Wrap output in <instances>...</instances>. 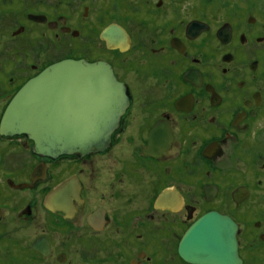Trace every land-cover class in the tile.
Listing matches in <instances>:
<instances>
[{
	"label": "flooded vegetation",
	"instance_id": "af4514ba",
	"mask_svg": "<svg viewBox=\"0 0 264 264\" xmlns=\"http://www.w3.org/2000/svg\"><path fill=\"white\" fill-rule=\"evenodd\" d=\"M9 1L18 15L22 0H6V5ZM179 1L125 5L145 18L147 37L116 22L99 31L102 47L118 54L116 60L138 47L145 53L130 62L138 74L135 82L145 77L143 87L124 80L116 60L66 56L31 64V74L5 95L0 125L26 82L57 62L84 60L108 64L128 98L112 142L101 152L51 159L36 153L26 137L0 132L8 152L28 153L30 159L26 172L0 171V247L7 248L12 264H190L179 254L180 242L196 221L212 212L236 223L243 264H264V35L257 30L259 18L251 14L242 25L225 22L217 28L215 14L202 15L199 6ZM83 4L87 19L90 6ZM154 4L164 10L157 13ZM152 13L155 18L148 21ZM25 17L58 37L84 36V29L73 27L66 14L52 18L46 12H28ZM99 18L106 19L103 14ZM115 27L127 36L115 37ZM27 29L20 24L11 35L21 36ZM6 31L0 25V37ZM111 39L121 45H109ZM127 140L132 151L129 147L115 158L116 147ZM104 159L107 166L99 163ZM66 181L79 187L80 204L72 203L71 196L60 206L67 212L47 209L46 197ZM31 193L34 197L27 196ZM104 193L112 198L101 197L96 204ZM22 223L42 229L26 248L25 230L18 229ZM9 224L10 230L5 228ZM79 252L75 261L73 254Z\"/></svg>",
	"mask_w": 264,
	"mask_h": 264
},
{
	"label": "water",
	"instance_id": "95a60500",
	"mask_svg": "<svg viewBox=\"0 0 264 264\" xmlns=\"http://www.w3.org/2000/svg\"><path fill=\"white\" fill-rule=\"evenodd\" d=\"M113 33L127 36L121 27ZM108 42L121 45L112 39ZM127 104L125 88L108 64L63 60L16 93L3 115L0 132L26 137L34 142V151L47 158L84 156L110 146ZM71 196L72 203L80 204L79 187L66 181L49 193L45 206L65 213L68 209L60 206L65 205L64 199L68 204ZM179 254L190 264H243L236 223L216 212L203 216L184 234Z\"/></svg>",
	"mask_w": 264,
	"mask_h": 264
},
{
	"label": "rangeland",
	"instance_id": "374dc122",
	"mask_svg": "<svg viewBox=\"0 0 264 264\" xmlns=\"http://www.w3.org/2000/svg\"><path fill=\"white\" fill-rule=\"evenodd\" d=\"M156 1L157 0H152V3H155ZM7 3L8 4L6 5V0H0V12H5L0 13V25L4 28V31L7 30L5 33L6 37H0V108L4 102L5 95L9 94L13 89L14 84L20 82V80L25 78L28 74H31V64H37L38 62L46 63L66 56L91 55L94 58L116 60L118 54L107 52L99 41L98 34L103 24L105 25L108 22H116L124 24L128 28L132 27L136 32V35L140 38L146 36L150 31H147L145 18L139 16L141 14L134 16V11L125 7L127 4H142L141 0H30L29 3L28 0H22L23 8L21 9L20 4V13H18L20 18L11 11L14 9L13 7H10V1ZM179 3L183 6H199V9L201 8V10H203L202 15L208 12L210 15L215 14L216 16L213 20L215 21L214 24L217 25V28L225 22L242 25L245 23L247 16L253 14L259 18L260 22V26L256 29L260 31L262 30L264 35V0H180ZM82 4L83 7L84 5L90 6V15L87 19L82 15L83 8H80ZM207 4L209 5L207 6ZM153 6L155 7V4ZM205 6H207L206 10ZM101 7L104 8L102 9ZM6 9L9 11L7 13V21L4 20L3 16V14H6ZM155 10L158 13L164 9H158L155 7ZM28 12H46L51 14V16H53L52 18H55V16L59 14L69 15L73 27L84 29V36L77 40H71L69 37L55 36V32L49 31L46 27L35 26L28 22L25 17V14ZM198 13H200V10ZM101 14L106 18L105 20L99 18V15ZM193 14H197V10L193 11ZM16 18L19 19V22H17ZM130 18L131 20L133 19L136 24L131 23ZM152 18H155V13H152L151 16L148 17V21ZM20 24H25L26 27H28L27 31L21 36L12 37V31H14ZM84 25L85 28L83 27ZM86 25L88 28H86ZM169 37L170 34L168 35V38ZM140 38H138V40L142 42L143 40ZM141 54L145 55L141 48L138 47L133 54H127L118 58L116 64L117 71L124 80L128 83H136V85L143 87L144 82L141 79H144L145 77L141 76V78L135 82L138 74L133 72L134 69L130 64V62H134L133 59L135 56H140ZM3 67L4 72L2 70ZM10 79H12V82ZM129 147L132 151L134 145L130 140H127L122 146L116 147V149L118 148L116 152H118L116 153L115 158L123 156L124 153H128L127 150ZM10 149L11 148H7L6 144L0 142V157H4L3 162H0V171H2V174L5 173V171L10 173V170L26 172L28 161L30 160L28 153H11V151L8 152ZM110 158L112 161L113 158ZM132 160L133 156L131 153L128 161L132 163ZM105 161H108V159H104L99 163L101 165H106V163H104ZM66 172L67 170L64 168L63 175ZM3 178H5V175ZM29 195L34 197L33 193L28 194L27 196L30 197ZM101 197H103L104 201H107L112 198V194L110 193L107 195L104 193V195H100L97 200L95 199L96 204L101 203ZM19 226L18 229L25 230L24 233L26 235L27 243L25 242L23 244L24 248L28 247L30 241L42 232V229H34L31 224L22 223ZM16 227L17 225L15 224V228ZM5 228L10 230L13 228V225L9 224L8 227L6 225ZM48 228L49 227L46 229L48 230ZM31 231L37 232L34 234L31 233ZM246 232L251 233V231ZM252 237L254 236L252 235ZM171 245L172 243L169 246L170 260L173 258L171 254L173 252L171 251ZM1 247L0 263L12 264L13 261L10 262V255L7 253V248L5 247L4 249ZM73 255L75 261L76 259L79 260L81 252H79L78 255L76 253ZM256 256V253L252 255L254 259H256Z\"/></svg>",
	"mask_w": 264,
	"mask_h": 264
}]
</instances>
